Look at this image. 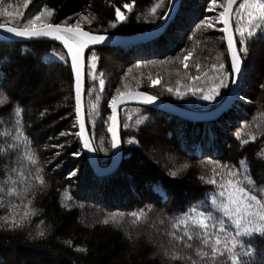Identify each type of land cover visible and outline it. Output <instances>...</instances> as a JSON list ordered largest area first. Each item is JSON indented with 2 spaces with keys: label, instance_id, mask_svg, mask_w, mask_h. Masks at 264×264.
Masks as SVG:
<instances>
[{
  "label": "trees",
  "instance_id": "trees-1",
  "mask_svg": "<svg viewBox=\"0 0 264 264\" xmlns=\"http://www.w3.org/2000/svg\"><path fill=\"white\" fill-rule=\"evenodd\" d=\"M170 1L29 0L25 7L23 0H4L10 5L9 11L22 12L23 17L0 16V22L22 27L26 18L47 7L53 9V15L46 22H79L83 29L96 34L130 36L158 24ZM124 3H133L130 12L123 8ZM239 3L232 16L237 41ZM154 5L163 6L153 14ZM117 7L126 21L113 28L109 22L115 20ZM221 10L217 7L209 12L206 0H181L160 35L87 49L85 117L100 167H107L112 159L108 102L117 88L121 92L145 91L193 111L212 110L226 99L231 82L212 102L188 93L185 87L196 84L206 89L204 74L215 75L213 64L224 63L230 72L222 25L215 20ZM205 16L213 17L215 26L197 29L196 24ZM246 46L247 54L242 53L243 80L237 97L224 112L198 121L154 107L124 106L120 110L122 160L113 171L99 174L75 135L79 128L71 66L68 57L58 59L66 54L63 47L46 39L0 41V92L7 97L0 105V264L226 261V256L212 261L210 248L197 235L198 227L189 225V240L184 227L173 228V224L190 206L210 195L214 186L208 181L220 180L215 175L222 171L220 165L238 167L246 160L254 183L264 185V36L249 38ZM188 52L192 56L185 69L183 57ZM93 54L95 61H91ZM90 62L95 63V69L89 68ZM110 62L112 69L107 65ZM192 76L201 79L192 81ZM101 78L105 81L102 90ZM150 78H159L160 83L152 86ZM178 86L185 92L183 97L167 91ZM16 106L21 109L19 117L14 112ZM17 127L26 140L16 141ZM13 144L16 147H10ZM29 152L35 153V165L27 160ZM75 152L80 154L73 155ZM172 171L177 175L171 176ZM37 177L44 183L40 184ZM25 188L29 190L24 192ZM9 189H13L11 194ZM254 194L264 197V187ZM25 211L29 215L21 220ZM133 214H139L140 219ZM13 216L19 225L10 228ZM250 246L258 257L264 256V238L255 236ZM198 250L209 255L201 257Z\"/></svg>",
  "mask_w": 264,
  "mask_h": 264
},
{
  "label": "snow or ice",
  "instance_id": "snow-or-ice-1",
  "mask_svg": "<svg viewBox=\"0 0 264 264\" xmlns=\"http://www.w3.org/2000/svg\"><path fill=\"white\" fill-rule=\"evenodd\" d=\"M206 2L209 12L215 11L217 7L222 9L215 20L223 25L221 32L223 33V39L226 41L227 53L230 57V72L225 69L224 63L213 64L212 69L215 75L208 76L206 73L204 74L207 76L208 81L206 89L196 84H189L185 87L188 93L198 96L204 101L212 102L221 95V89L228 87L229 82L236 85L243 76L242 53L244 55L247 54L246 41L256 36H264V0H242L239 3V7L236 10L238 19L236 20L235 27V33L239 36L238 41L235 39L231 22L233 5L237 3V0H206ZM23 3L27 7L29 0H23ZM0 5H3L0 7V16L10 18L23 17L22 12L9 11L10 5L4 4V0H0ZM161 6L163 5H154L151 8V12L155 14L157 8ZM172 6H175L174 0ZM123 8L130 12L133 8V3H124ZM52 15L53 9L45 7L42 11L26 18L22 27L9 26V24L0 22V30L19 38H53L62 44L63 49L67 50L66 54H61L58 59L65 61L66 57H70L71 71L75 77V118L79 128V131L75 135L79 138L83 149L92 152L95 148L89 135L86 133L85 117L81 109L82 67L85 49L90 45L104 42L106 37L83 30L79 22L74 24L46 22ZM165 17L171 18L168 13H165ZM84 19H87V17H84ZM124 21H126V16L117 7L115 9V20L110 21L109 26L115 28ZM89 23H91L90 20ZM202 25L208 29H212L215 26L213 17L205 16L200 23L196 24V28L200 29ZM191 56L192 53L188 52L183 57L185 69L189 67L187 61ZM217 58L219 59V57ZM96 59L95 54H93L91 61H95ZM88 66L90 69H95L96 67L95 63L92 62ZM136 66L139 67L140 63ZM196 68L199 70L200 65L196 64ZM190 79L192 81H199L201 77L192 76ZM159 83V78L151 79L152 86ZM104 84V79H99L101 90ZM177 84L179 85V81H177ZM125 87L127 88V85ZM167 91L170 93L175 92L180 97L185 95V92L181 91L179 86L175 89L168 87ZM137 97L141 98L142 103L145 104H151L157 100V96L147 92H121L117 88L116 95H113L108 102V106L111 108V125L107 130L111 133L112 148H117L120 143L117 136V106L123 103L126 98ZM6 99L7 97L4 96L3 92H0V105ZM96 99L98 101L100 97L97 96ZM95 108L96 105L93 104L92 109ZM14 112L19 117L21 115L20 107L16 106ZM91 115L92 111L90 110L89 118H91ZM20 123V120L16 121L17 125H20ZM137 123L139 124L141 121L137 120ZM17 133L18 135L15 137L16 141L27 139L20 127H17ZM64 134L61 133V135ZM10 147H16V145L13 144ZM79 154V152L73 153V155ZM27 160L35 165L37 163L35 153L29 152ZM219 167L222 171L215 173V175H218L220 180L217 181L213 178L208 181L210 185L214 186L210 191V195L205 197L204 200L190 206L189 210L182 214V217L176 218L173 228L183 226L185 234L191 240L192 234L188 230L189 225L198 227L200 231L197 235L200 236L202 244L210 248V256L213 262L216 261L217 257L226 256L227 260L222 261V264H264V256L258 257L253 247L250 246V241L255 236L264 238V197L258 198V195L254 194L258 188L264 187V185H256L254 183L246 160H241L238 167L227 164L220 165ZM170 175L174 177L177 175V172L172 171ZM37 179L40 184L44 183L42 177H37ZM28 190V188H25L24 192ZM8 191L11 194L13 189H9ZM28 203L31 204V201ZM25 207L27 208V205ZM28 215L29 211H25L21 220L26 219ZM133 215L136 217V220L140 219L139 214ZM4 219H8V217H4ZM13 221V224L9 225L10 228L19 225V221L15 220V216H13ZM40 234L42 235L43 233ZM177 239H180V237H177ZM197 254L201 257L209 255L208 252L202 250H198ZM179 258L183 259L182 257ZM242 258H247V260ZM193 264H196V262H193Z\"/></svg>",
  "mask_w": 264,
  "mask_h": 264
},
{
  "label": "water",
  "instance_id": "water-1",
  "mask_svg": "<svg viewBox=\"0 0 264 264\" xmlns=\"http://www.w3.org/2000/svg\"><path fill=\"white\" fill-rule=\"evenodd\" d=\"M180 1L181 0H174L175 6L173 7L172 6L173 0H171L169 9L167 11V13L169 14V16L171 18L168 19L164 16L160 20V22L158 24H156L153 28H151L147 31H144L142 33H138V34H134V35H130V36L104 35L106 37L104 42L96 44V45H90L88 48H90V47H107V46H113V45L128 44V43H133V42L144 41V40L151 39L152 37L160 35L165 30L166 26L170 23L171 19L174 17L175 13L177 12L179 5H180ZM239 2H240V0H237V3L233 5V12H234V10H235V8ZM232 16H233V13L231 14V22H232ZM9 26H11V25H9ZM83 30H85V29H83ZM85 31H87V30H85ZM94 34H96V33H94ZM99 35H103V34H99ZM38 39L53 40L62 46V44L59 41H56L53 38H44V37L35 38V39L19 38V37H15L14 35L5 32L3 30H0V41L29 42V41H34V40H38ZM225 44H226V41H225ZM88 48H86L85 52H84V63H83V67H82L81 109H82V114L84 115V117H85L84 95H85V75H86L85 54H86V51ZM64 50H65V52L67 51L66 49H64ZM68 58H69L70 66H71L70 57H68ZM242 68H243V76H244V63H243V61H242ZM72 75H73V80H74V96H75V77H74L73 73H72ZM243 76L239 79L238 84H236V85L232 84L231 90H230L229 94L227 95L226 99L220 105H218L217 107H215L214 109L209 110V111H193V110L185 109V108L179 107L177 105H174L172 103H169L167 101L161 100L159 98H157V100L151 104L142 103L141 98H139V97H137V98H126L123 103H120L117 106V136H118V139L120 140V143L117 146V148H112V159H111L110 164L106 168L100 167L95 151L89 152L86 149H84L93 169L95 170L96 173H99V174L108 173V172L113 171L120 164V162L122 160L123 145H122V137H121L120 110L124 106L140 105V106H146V107H154V108L162 109V110L167 111L169 113L176 114V115H179L181 117H185V118L191 119V120L205 121V120L213 119V118L218 117L222 112H224L233 103V101L237 97V91H238L240 84L242 83ZM130 91H132V92H145V91H140V90H130ZM110 111H111V108H110ZM85 122H86V118H85ZM77 124H78V122H77ZM110 125H111V120H110ZM86 133L88 134L87 125H86ZM110 137H111V133H110Z\"/></svg>",
  "mask_w": 264,
  "mask_h": 264
},
{
  "label": "rangeland",
  "instance_id": "rangeland-1",
  "mask_svg": "<svg viewBox=\"0 0 264 264\" xmlns=\"http://www.w3.org/2000/svg\"><path fill=\"white\" fill-rule=\"evenodd\" d=\"M73 24H74V23H73ZM113 64H114V63H113ZM107 65H108V67H109L110 69L114 68V66L112 65V62L108 63ZM149 240H150V239H149ZM150 242H152V241L150 240Z\"/></svg>",
  "mask_w": 264,
  "mask_h": 264
},
{
  "label": "bare ground",
  "instance_id": "bare-ground-1",
  "mask_svg": "<svg viewBox=\"0 0 264 264\" xmlns=\"http://www.w3.org/2000/svg\"><path fill=\"white\" fill-rule=\"evenodd\" d=\"M233 28V27H232ZM185 118V117H184ZM102 168H106V167H102Z\"/></svg>",
  "mask_w": 264,
  "mask_h": 264
}]
</instances>
